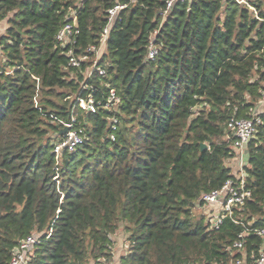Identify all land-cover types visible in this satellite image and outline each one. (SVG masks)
I'll return each mask as SVG.
<instances>
[{"label": "trees", "instance_id": "1", "mask_svg": "<svg viewBox=\"0 0 264 264\" xmlns=\"http://www.w3.org/2000/svg\"><path fill=\"white\" fill-rule=\"evenodd\" d=\"M0 0V264L33 235L32 264H254L264 238V0ZM102 63L89 77L108 10ZM168 12L164 14V11ZM80 33L60 46L66 24ZM158 52L148 59L149 45ZM89 58L69 66L68 51ZM110 84V87H107ZM88 85V88H84ZM117 110L86 113L85 141L54 151L79 95ZM261 122L246 145L251 196L218 227L200 198L238 176L227 140L232 118ZM119 119L116 140L108 137ZM208 147L201 150V144ZM200 203V205H199ZM124 226L127 249L113 236Z\"/></svg>", "mask_w": 264, "mask_h": 264}, {"label": "built area", "instance_id": "2", "mask_svg": "<svg viewBox=\"0 0 264 264\" xmlns=\"http://www.w3.org/2000/svg\"><path fill=\"white\" fill-rule=\"evenodd\" d=\"M177 1L180 0H168L167 10H169ZM184 1V0H181ZM240 3L248 4L247 0H238ZM127 5L116 4L108 10V25L101 33V44L99 46L91 45L87 51L89 53H95L96 58L93 61V65L89 70V77L93 73L98 72L100 75L106 74V67L108 61L102 63L101 57L106 46V41L109 35L111 24L117 19L120 11ZM165 10L164 14L168 11ZM80 33L78 26L72 22L66 23L57 33L56 39L60 46L66 47L69 44H73L76 40V36ZM158 52L157 47L151 43L148 50V59H152ZM69 66L78 67L82 66V63L89 57L86 54L76 55L74 48L71 47L68 51ZM110 87V84H107ZM84 88H88L85 85ZM121 103V97L114 89H110L108 97L102 100H96L94 95L90 93L88 97L79 95L72 105L71 120L64 124V128L68 130L61 133V136L54 142V151L60 153L64 150L74 151L79 145L85 141V131L83 128L76 126L77 107L80 106L86 113H96L100 108L106 110H117ZM261 122L260 116L255 113L251 118H232L229 123V133L227 135L228 140L232 141V148L236 151V156L241 161L242 172L238 177V181L229 179L226 184L218 190H214L210 193L204 194L199 202H204L206 215L210 220L212 226L218 227L226 216H232L235 207H242L246 203L247 199L251 196V191L246 188V174L244 173V161L246 154V145L252 139L256 132V125ZM119 127V119L114 116L111 118L110 132L108 137L110 140H116V132ZM200 205V203H199ZM219 206L218 210L213 207ZM247 232H253L264 238V228H246L244 232L240 234L239 240H237L233 247L236 249H242L244 247V236ZM38 244V240L30 235L23 239L20 244L15 248L10 264H32V255L35 246ZM236 264H243L242 260H238ZM254 264H264V247L261 250L260 256L257 258Z\"/></svg>", "mask_w": 264, "mask_h": 264}, {"label": "rangeland", "instance_id": "3", "mask_svg": "<svg viewBox=\"0 0 264 264\" xmlns=\"http://www.w3.org/2000/svg\"><path fill=\"white\" fill-rule=\"evenodd\" d=\"M7 27V22H1L0 23V32L3 33ZM226 139L228 140L227 136ZM245 163V162H244ZM227 166H229L232 170V173L236 176H240L241 166L240 163L236 162L235 159H228L226 160ZM245 173V172H244ZM202 213L204 212L203 208L196 207L194 210V215L196 218H199ZM126 232L124 230V226L120 228V230L117 232L116 235L113 236L114 239V249H115V255L118 260L121 254H123L127 249V242H126Z\"/></svg>", "mask_w": 264, "mask_h": 264}, {"label": "crops", "instance_id": "4", "mask_svg": "<svg viewBox=\"0 0 264 264\" xmlns=\"http://www.w3.org/2000/svg\"><path fill=\"white\" fill-rule=\"evenodd\" d=\"M262 105H263L262 108H264V101L262 102ZM233 159H235L236 162L240 163V166H241V161H240V159H239L237 156L233 157ZM244 162H245V161H244ZM244 165H245V163H244ZM240 172H242V169H241ZM240 174H241V173H240ZM238 177H239V176H238ZM218 208H219V206H215V207H213V209H215V210H218ZM207 209H208V208H205V213H206V210H207Z\"/></svg>", "mask_w": 264, "mask_h": 264}, {"label": "water", "instance_id": "5", "mask_svg": "<svg viewBox=\"0 0 264 264\" xmlns=\"http://www.w3.org/2000/svg\"><path fill=\"white\" fill-rule=\"evenodd\" d=\"M67 130H68V128L65 127V128H63V129L61 130V133H64V132H66ZM207 147H208V145H207L206 143H202V144H201V150H205ZM246 152H247V150H246Z\"/></svg>", "mask_w": 264, "mask_h": 264}]
</instances>
